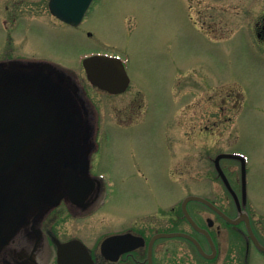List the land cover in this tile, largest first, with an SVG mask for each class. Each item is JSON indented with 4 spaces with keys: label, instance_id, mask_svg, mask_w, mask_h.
<instances>
[{
    "label": "rangeland",
    "instance_id": "obj_1",
    "mask_svg": "<svg viewBox=\"0 0 264 264\" xmlns=\"http://www.w3.org/2000/svg\"><path fill=\"white\" fill-rule=\"evenodd\" d=\"M47 1L0 0V52L52 57L76 71L81 53L118 54L131 79L122 96L91 91L103 125L93 171L104 173L105 203L62 227L96 248L128 229L168 228L190 195L215 198L235 213L223 181L240 187L245 169L238 157L216 159L219 152L246 156L249 189L238 197L264 219V44L251 27L262 7L252 11L250 0H95L75 29L46 16ZM7 5L18 11L12 6L10 19L23 16L8 43ZM203 127L210 141L197 137ZM188 208L213 216L196 201Z\"/></svg>",
    "mask_w": 264,
    "mask_h": 264
},
{
    "label": "flooded vegetation",
    "instance_id": "obj_2",
    "mask_svg": "<svg viewBox=\"0 0 264 264\" xmlns=\"http://www.w3.org/2000/svg\"><path fill=\"white\" fill-rule=\"evenodd\" d=\"M250 1L252 11L262 7L256 13V19H260L252 20L251 27L258 41L264 44V0ZM50 2L47 1L46 16L56 25L83 28L89 10L76 25L54 14ZM12 6H6L3 17L8 31L6 43L18 26L17 21L23 17L10 19L9 9L11 12L16 9V5ZM7 47L4 43V48ZM98 53L102 52L79 54L81 70L76 71L52 57L7 49L0 52V264H82L81 245L73 250L74 255L67 252L59 260L63 245L73 240L88 247L95 264H264V219L254 218L245 210L246 201L241 203L238 197L244 195L245 187L249 189L243 172L240 187L227 179L223 181L225 190L237 195L236 199L232 193L230 204L235 213L215 198L207 197L233 220L196 201L209 208L213 215L205 216L201 209L193 213L188 208L198 227L184 216L181 206V215L173 216L168 228L158 227L151 234L131 229L118 232L133 233L142 237L144 243L119 252L114 260L102 252V242L96 248L89 247L77 231L72 234L69 226L62 227L70 222L68 218L81 221L105 203L106 193L103 184L99 185L104 173L93 171L103 125L100 108L91 91L103 96H122L131 85L130 81L126 90L112 93L93 82L84 59ZM129 105L134 107L133 102ZM203 128L199 129L197 137L209 139L208 127ZM222 153L226 152H219ZM223 155V158H235ZM244 165L241 160V166ZM246 171H249L248 166ZM62 211L63 215H59ZM164 232L188 233L197 242L175 236L171 238L178 242L172 247L166 243L167 237L152 240Z\"/></svg>",
    "mask_w": 264,
    "mask_h": 264
},
{
    "label": "water",
    "instance_id": "obj_3",
    "mask_svg": "<svg viewBox=\"0 0 264 264\" xmlns=\"http://www.w3.org/2000/svg\"><path fill=\"white\" fill-rule=\"evenodd\" d=\"M91 1L92 0H52L51 9L59 17L66 19L68 21H72L74 23H77L82 19L83 15L86 12L87 8L89 7ZM101 58L102 57H96L90 61H87L86 65H87V67H89L88 71H89L90 77L93 79V81H98V78L100 75V71H99L98 67L101 63L104 62V61L100 60ZM118 60L119 59H117V61ZM118 62H120V61H118ZM104 63H106V62H104ZM108 64H111V63H106L105 66H107ZM111 65H113V64H111ZM113 66H115V65H113ZM119 67H120V72L122 73L123 77L126 78V83H128V76H127L125 68L121 62L119 64ZM119 83L123 84L122 82H119ZM124 83H125V81H124ZM126 83H125V85H127ZM111 84H113V83H111ZM115 84L117 85L118 83H115ZM119 91L120 90H117V92H119ZM72 172H74V171L72 170ZM68 174L70 176L71 172H69ZM101 184L102 183H100L99 185H101ZM191 200L202 201V202L208 204L209 206L213 207L214 209L220 211L213 203H211L210 201H208L207 199H205L203 197L194 196V195L189 196L184 201L183 208H184V212H185L186 217L195 226H198V225L195 223L193 217L191 216V214L189 213V211L186 207L187 203ZM225 217L227 219L231 220V218H229L228 216L225 215ZM244 217H246V216H244ZM172 236H185V237L190 238L193 241H196V239L194 237H192L190 234L182 233V232L160 233V234L154 236L153 241H155V239L160 238V237H172ZM120 242L124 245L126 242H131L133 244H131V246H126V245L123 246L120 250L119 249L117 250L119 252L125 251L127 249H133L142 243V242L138 241L137 237H134L131 234L114 235V236L108 237L107 239L104 240V242L102 244V250H103L104 254L110 259H115L116 256H115V254H113V251L115 250L116 245ZM89 264H93L91 259L89 260Z\"/></svg>",
    "mask_w": 264,
    "mask_h": 264
}]
</instances>
